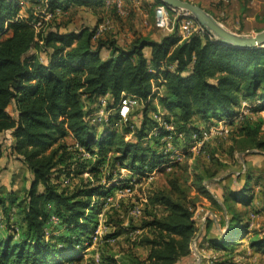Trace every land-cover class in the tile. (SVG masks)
Segmentation results:
<instances>
[{"label": "trees", "instance_id": "obj_1", "mask_svg": "<svg viewBox=\"0 0 264 264\" xmlns=\"http://www.w3.org/2000/svg\"><path fill=\"white\" fill-rule=\"evenodd\" d=\"M32 1L43 8L42 16L35 15ZM28 2L34 7H28L27 15L22 13L20 0H0V138L10 133V155L33 174L23 202L0 191L1 226L7 229L6 237L0 236V264H74L80 260L93 241L104 198L117 183L140 179L165 163L163 138L167 135L176 147L182 140L188 150L194 134L226 119L235 127V141L245 143L244 151L264 152L262 120L252 117L264 110V47L224 45L205 31L184 38L180 23L172 32L139 35L125 44L116 34L96 37L99 27L69 30L70 22L63 23L55 14L38 30L35 25L45 13L61 9L65 15L74 6L77 13L103 10L106 0ZM160 4L156 0L153 10ZM110 6L118 12L116 3ZM156 83L162 88L159 93H154ZM107 95L108 111H114L126 95L137 96L140 104L126 121L114 112L108 121L93 123L90 115ZM242 102L251 104V114H242L235 123ZM158 108L164 111L159 115L162 121L155 117ZM68 137L74 142L69 143ZM113 151L118 155L110 164L108 153ZM5 156L6 147L0 142V163ZM116 163L128 169L129 180L112 184ZM106 166L110 171L105 186L87 182L68 191L59 185L60 178L87 170L96 173ZM195 179L197 192L226 212L225 232L211 236L207 243L214 249L234 250L235 244H242L238 243L241 238L254 234L246 212L236 205L249 203L246 187L225 191L221 206L206 191L207 176ZM167 183L149 197L151 210L146 215L143 210L145 219L135 227L146 231L135 243L149 247V254L141 259L129 253L127 264H178L185 258H191V264L196 258L192 244L198 233V200L190 197L179 175L168 176ZM21 206L19 223L14 216ZM115 226L118 229L107 239L125 233L120 221ZM16 228L18 239L13 233ZM249 244L264 249V237L251 236ZM112 258L105 260L107 264H117L118 259Z\"/></svg>", "mask_w": 264, "mask_h": 264}, {"label": "rangeland", "instance_id": "obj_2", "mask_svg": "<svg viewBox=\"0 0 264 264\" xmlns=\"http://www.w3.org/2000/svg\"><path fill=\"white\" fill-rule=\"evenodd\" d=\"M23 2L22 13L28 15V7H34L32 3L37 7L33 8L35 15L42 16L43 13L40 12L42 7L36 6L32 1L30 4L28 0H20ZM160 1V0H159ZM196 4V0H188ZM223 6L228 5L225 15L228 16L229 22L223 24L228 30L233 31L237 34L254 35L258 29H264V0H256V5L248 6L245 3L240 8H236L234 5L237 3L235 0H230L229 2L220 0ZM129 2V3H128ZM144 0H124V10L122 14H118L111 9V6L105 7L103 10L98 9L92 11L89 8L87 11H80L77 13V7H72L68 14L58 16V20L64 22H70L68 27L69 30H77L83 27H99L98 38L107 37L111 38L113 34H116L120 40V43L125 44L131 42L133 39L139 35L144 36H154L157 34L165 32L156 25L155 9L149 7L145 8L143 5ZM239 5V4H238ZM143 8V9H142ZM145 9V10H144ZM147 12V13H146ZM37 16V15H36ZM247 16H249L247 18ZM171 18L173 25H177L179 22L178 12H172ZM75 21V24H71V21ZM228 26V27H227ZM172 32V31H167ZM102 35V36H101ZM107 54V53H105ZM157 83L154 86V93H159ZM107 99V98H106ZM157 101L155 100L154 103ZM251 104L242 102L241 107L238 109L239 112L250 113L248 107ZM154 105H152L153 107ZM139 107V106H138ZM159 110L163 111L161 108ZM14 114V108L10 110ZM164 112V111H163ZM251 114V113H250ZM154 115V114H153ZM253 119L262 120L263 126L261 128L264 134V110L259 114H252ZM241 118L238 114L234 118V122L237 123ZM229 132L227 135L219 134L208 139L204 144L206 145L202 151L201 148L198 151L187 152L186 156L182 162L177 163V166H173L172 170L163 169L160 172L150 175H145V178H141L136 181L134 192L132 195L115 198L113 204L105 205L100 209V213L97 215V227L98 235L97 238H92L91 246L84 252L81 253L82 258L75 262L74 264H107L109 259H118L117 264H127L125 256L129 253L135 254L141 259H146L149 254V247L136 245L135 241L138 236L142 233H146L144 230L137 229L142 225L145 219L146 210H151L150 203L148 204L149 197L153 195L154 192L166 188L168 176L179 175L182 178V184L188 191L192 199L198 200L197 208L195 210V215L197 214L196 221H203L204 218L206 222H209L211 229L215 227L214 230L209 232L210 235L218 236L220 233H224V225L226 221V212L223 211L218 205H214L209 199H206L204 195L197 192V186L195 185V176L205 174L207 176L204 185L206 191L213 197L218 196L217 192L214 191L215 184L219 182L220 179L224 180L233 174L237 180L238 189L245 186L246 176L249 173L248 168L245 167L246 158L250 155L248 151H244L242 148L245 143L240 142L237 139L235 141L236 133H234L235 127L228 125ZM101 129V127H100ZM11 139L10 133L5 136H1L0 142L6 147V156L4 163L0 166V191L2 194L9 196L15 195L20 201L26 199L28 188L33 180V174L28 170V168L15 156L10 155L8 151V140ZM239 141V142H237ZM243 141V140H242ZM177 148L184 149L182 140L177 142ZM118 154L113 151L108 153L109 163H112V158ZM110 168L104 167L100 168L96 173L89 172L87 170L84 174H75L69 176L70 178L63 177L59 179V185L61 189H66L72 191L77 186H81L83 183H92L93 185H104L106 184V176L109 175ZM79 173V172H78ZM114 178L116 181H123L130 179V172L128 169L122 167L119 163H116L114 168ZM96 178H100L98 182ZM133 179V178H132ZM138 179V178H134ZM43 190V187L40 186ZM225 188L223 191H227ZM250 195V194H247ZM246 195V196H247ZM10 198V197H9ZM248 198V197H247ZM255 204L251 206L250 209L246 211V218L250 221L251 231L254 234L246 236V238H241L238 243L235 244V249L232 251L214 249L210 245L204 247L202 251L201 260L198 263L197 259L192 261L191 264H264V249L258 247H252L249 244L250 237H264V206L259 202H254ZM140 207L145 210L141 215H135L133 213L134 207ZM21 208H18L15 214V219L18 222H22V212ZM244 207V205L242 206ZM241 207V208H242ZM163 208L159 207V211ZM211 213L216 215L212 217ZM210 219V220H208ZM120 221L122 223L121 229L125 231L124 234L120 235L115 239H107L106 236L109 233L116 231L115 223ZM6 226L3 224L0 226V236L6 237ZM17 235L15 238L18 239V230L13 232ZM245 237V236H242ZM198 248L200 247L198 244ZM203 250V249H202ZM107 260V261H105Z\"/></svg>", "mask_w": 264, "mask_h": 264}, {"label": "built area", "instance_id": "obj_3", "mask_svg": "<svg viewBox=\"0 0 264 264\" xmlns=\"http://www.w3.org/2000/svg\"><path fill=\"white\" fill-rule=\"evenodd\" d=\"M222 1L229 2L230 0H222ZM123 2L124 0H106V5L110 6L112 3H116L118 12L122 14L124 10ZM21 4H23L22 1H21ZM176 11L179 14L180 33L184 38L192 35L195 32L205 31L204 28L200 25V23L197 20H195L191 16V14L188 13L187 11L182 10V9H176V8L164 5V4H160L156 6L155 8L156 25L163 31H173L175 25H173L174 23L171 18V13L176 12ZM54 14L61 15L62 10L57 9L53 13H45L44 17H42V19L35 25L36 28L39 30L43 26V21L50 20ZM98 34H99V28L97 30L96 37H98ZM244 103L246 104V102ZM139 104H140V99L137 96L126 95L121 99L119 105L116 107L114 111L113 110L108 111L106 110L107 99L105 96H103L99 100L96 111L90 115V118L93 123H100L103 121H108L109 116L112 113L116 112L121 117L122 120L126 121L130 113L136 107H138ZM158 112L159 114L155 115V117H157L159 121H162L159 115L163 114V112L161 110H159ZM242 114H247V113L239 112L238 117L241 118L240 116H242ZM163 125L165 128L169 130L173 129L172 126H169L167 124H163ZM228 125H229V122L226 119H223V120H220L218 123L213 124L208 128L202 129L200 132H197L196 134L193 135L192 145L188 150H184V149L179 150L174 145L173 137L171 135L165 136L163 138V142L165 143V153H166L167 160L160 167L156 168V170H154L152 173L155 174L157 172L162 171L163 169L172 170L175 164L182 162L187 152L198 151L208 139L214 136H217L219 134L227 135L229 132ZM150 174L151 173L147 175H150ZM142 178H145V176ZM138 180L139 179H134L133 181L128 182V183H117L116 184L117 187L113 191V193L109 194L108 196L104 198L101 208H103L105 205L107 206V205L113 204V201L115 198H123L129 195H132L134 192V188H135L134 183H136V181ZM198 209L199 207L197 208L196 212H198ZM142 212H143L142 209L140 207H136L135 205L133 213L139 216L142 214ZM211 216L216 217V215L212 213H211ZM1 220H2V216L0 214V226H1ZM52 220L54 223H58L59 221L57 217H53ZM96 234H98V229H96L93 234V238L95 239L98 236ZM192 245L194 247L196 246L195 240Z\"/></svg>", "mask_w": 264, "mask_h": 264}, {"label": "crops", "instance_id": "obj_4", "mask_svg": "<svg viewBox=\"0 0 264 264\" xmlns=\"http://www.w3.org/2000/svg\"><path fill=\"white\" fill-rule=\"evenodd\" d=\"M196 1L199 5H201L206 11H208L218 21L222 22L223 24H226L227 22H229L228 16H226L224 13V12H226V9L224 11V8H227L228 5L223 6L222 5L223 3L220 0H196ZM235 1L237 2L234 5L236 8L242 7L243 5H245V3H248L249 7H251V5L257 6L256 0H235ZM155 2H156V0H144L143 6L145 8H149V7L152 8V6H153V4H155ZM250 3H251V5H250ZM219 7H224V8H219ZM248 17L249 16H247V18ZM105 97L107 99H109V95H107ZM14 114H15V111H14ZM66 140L69 143L74 142L72 137H68ZM178 140H180V139H178ZM11 141H12V137L10 139V142ZM248 153L250 155L246 158L245 167L248 168L249 173H247V176H246L245 186L241 187L240 189H238V187H236V185L238 184L237 183L238 179H236L235 175L233 174L234 173L233 171H232L231 176L227 177L224 180L220 179L219 182L215 184L214 191L217 192L218 196H215L214 199H216L217 202L221 206H223L221 198L224 194L223 190L225 188H227L226 190H229V189L241 190L242 188H245V187H246L245 194L246 195L250 194V195H247L246 197H248V198L250 197L251 199L247 205H244L242 203H237L236 205L239 208V210L246 212L248 209L251 208L252 205L255 204L254 203L255 201L259 202L260 204H262L264 206V152H261L258 150H250V151H248ZM4 160H5V157L3 158L0 165H2L4 163ZM243 205H244V207H242ZM196 218H197V214L195 215V220H196ZM196 225L198 228V233H197V236L195 239L196 246L194 247L192 245V250H193L194 256L196 257L195 259H197L196 263H198L199 260H201V257L203 254L202 251H204V247H206V245H208L207 240L209 238H211V236H214V235L209 236V232L211 230H214L215 227H213L212 229L210 227H208L209 222H206L205 218L203 221H199V222L196 221ZM198 244L200 245V247H203V248H201V249L198 248ZM87 249L88 248H86L85 251ZM190 259L191 258L182 259V261H180L178 264H190V261H191Z\"/></svg>", "mask_w": 264, "mask_h": 264}, {"label": "water", "instance_id": "obj_5", "mask_svg": "<svg viewBox=\"0 0 264 264\" xmlns=\"http://www.w3.org/2000/svg\"><path fill=\"white\" fill-rule=\"evenodd\" d=\"M162 4L187 11L204 28L205 32L228 46L253 49L264 47V29L254 35L237 34L228 30L202 6L188 0H160Z\"/></svg>", "mask_w": 264, "mask_h": 264}]
</instances>
